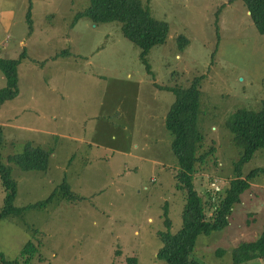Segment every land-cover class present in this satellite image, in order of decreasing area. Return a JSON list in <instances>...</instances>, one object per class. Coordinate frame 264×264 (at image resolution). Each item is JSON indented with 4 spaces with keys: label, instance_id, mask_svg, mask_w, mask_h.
Masks as SVG:
<instances>
[{
    "label": "rangeland",
    "instance_id": "374dc122",
    "mask_svg": "<svg viewBox=\"0 0 264 264\" xmlns=\"http://www.w3.org/2000/svg\"><path fill=\"white\" fill-rule=\"evenodd\" d=\"M141 2L170 26L166 42L148 53L152 76L119 22L75 20L90 0H0V58L24 54L18 94L0 106V160L17 182L18 207L60 189L46 205L0 219V253L7 259L22 261L31 240L36 251L29 264H128V257L167 264L155 256L157 232L165 229L164 209L171 232L181 227L184 194L176 187L178 164L165 129L174 95L155 83L181 85L203 75L199 126L206 141L216 140L220 164L216 173L196 172L194 182L204 200L227 186L238 149L224 121L237 107L264 100V34L241 0ZM181 35L187 40L182 50ZM28 142L50 151L46 171L8 161ZM263 165L259 150L242 173ZM64 179L72 195L63 196ZM5 197L0 178V208ZM263 226L262 174L242 192L225 229L198 237L192 258L230 264L232 247L258 236Z\"/></svg>",
    "mask_w": 264,
    "mask_h": 264
},
{
    "label": "trees",
    "instance_id": "16d2710c",
    "mask_svg": "<svg viewBox=\"0 0 264 264\" xmlns=\"http://www.w3.org/2000/svg\"><path fill=\"white\" fill-rule=\"evenodd\" d=\"M241 1L246 7V12H249L247 14L256 30L264 34V0ZM83 16L97 23L119 22L122 35L139 47V59L148 74L152 76L148 53L153 46L166 42L170 29L167 20L154 17L148 6L143 5L141 0H90L86 8L76 13L75 20ZM186 41L182 35L179 37L180 50L183 49ZM23 56L24 54L21 53L17 59L0 58V66L5 75V85L0 88V106L4 101L18 94L17 65ZM202 79L203 75L195 76L181 85L165 84L163 86L155 83L156 87L167 88L174 95L165 116V129L171 136L169 150L178 164L174 174L176 187L184 194L181 227L175 233L171 232L172 223L167 210L164 209L165 229L157 232L161 246L157 249L155 256L157 259L166 261L167 264H202L192 258L198 237L225 229L229 224L232 209L241 200L242 192L251 186L255 178L264 175V165L255 167L246 174L242 173L243 165L254 158L259 150H264V100H262L260 107H237L227 115L224 126L231 134V143L238 149V158L233 162L227 186L223 187L222 191H216L219 194L212 195L209 192L207 200H204L199 193L195 186L194 174L202 171L216 173L214 167L220 164L216 154V140L206 141L205 134L199 126L200 114L203 111L200 103ZM2 142L3 131L0 127V146ZM49 155L50 151L47 149L28 142L22 153L10 155L7 159L25 171H46ZM0 178L6 190L4 204L0 208V219L7 218L12 213L20 215L27 207L44 206L57 193V190H60L56 188L45 199L26 207H18L14 202L18 193L17 182L12 177L11 168L1 160ZM60 188L63 196L72 195L70 185L65 179L60 184ZM206 208L212 210L211 213H208ZM35 251L36 247L29 240L22 250V261L7 259L3 253H0V264H29ZM225 251L220 249L218 252L224 254ZM230 256V264H244L254 259H264V226L255 238L240 240L232 247ZM127 262L137 264L134 257H128Z\"/></svg>",
    "mask_w": 264,
    "mask_h": 264
},
{
    "label": "built area",
    "instance_id": "2783aa9c",
    "mask_svg": "<svg viewBox=\"0 0 264 264\" xmlns=\"http://www.w3.org/2000/svg\"><path fill=\"white\" fill-rule=\"evenodd\" d=\"M211 183H212L213 185H215V188H216V189L219 188L218 185L214 184V183H215L214 181H212Z\"/></svg>",
    "mask_w": 264,
    "mask_h": 264
},
{
    "label": "crops",
    "instance_id": "0c3cea01",
    "mask_svg": "<svg viewBox=\"0 0 264 264\" xmlns=\"http://www.w3.org/2000/svg\"><path fill=\"white\" fill-rule=\"evenodd\" d=\"M11 59H13V58H11Z\"/></svg>",
    "mask_w": 264,
    "mask_h": 264
},
{
    "label": "water",
    "instance_id": "95a60500",
    "mask_svg": "<svg viewBox=\"0 0 264 264\" xmlns=\"http://www.w3.org/2000/svg\"><path fill=\"white\" fill-rule=\"evenodd\" d=\"M247 13H249V12H247Z\"/></svg>",
    "mask_w": 264,
    "mask_h": 264
}]
</instances>
